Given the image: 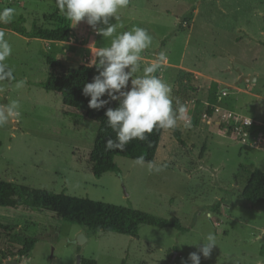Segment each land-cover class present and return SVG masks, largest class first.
<instances>
[{"label":"rangeland","instance_id":"obj_1","mask_svg":"<svg viewBox=\"0 0 264 264\" xmlns=\"http://www.w3.org/2000/svg\"><path fill=\"white\" fill-rule=\"evenodd\" d=\"M5 7L15 10L7 24L22 18L28 32L33 26L67 25L74 35L59 44L0 28L12 47L7 63L16 78L0 82V106L17 100L21 111L18 122L0 127V181L176 218L188 231L141 226L137 238L93 234L53 213L0 207V225L16 227L10 233L0 230V264L8 258L17 264H76L80 234L86 239L81 259L96 264H190L189 253L198 252L199 240L209 233L217 243L200 264H264V206H250L238 196L252 171L264 173V151L252 136H227L220 117L207 114L208 108L220 107L264 124V0H128L119 19H110L118 33L133 27L148 31L152 43L141 53L133 78L162 54L157 77L171 86V96L190 98L184 106L191 124L178 121L175 129L163 130L153 161L162 170L116 157L120 174L100 178L93 176L88 159L97 124L72 113L40 84L51 72L47 55L73 69L90 62L91 51L109 46L111 38L90 26L77 34L85 21L72 26L56 0H0V9ZM97 74L94 67L93 77ZM246 77L255 82H244ZM21 80L26 83L17 87ZM29 238L38 242L18 258Z\"/></svg>","mask_w":264,"mask_h":264},{"label":"trees","instance_id":"obj_2","mask_svg":"<svg viewBox=\"0 0 264 264\" xmlns=\"http://www.w3.org/2000/svg\"><path fill=\"white\" fill-rule=\"evenodd\" d=\"M23 19L17 22L0 25V28H9L12 32L28 38L38 39L47 42L63 44L73 37V32L69 26L48 30L33 26L31 31H26L22 27ZM89 28L86 22H82L77 30V34H85ZM46 64L51 69L50 75L40 84L46 91L61 97L64 107L72 113L82 114L86 119L97 124V131L93 142L92 151L88 159L92 164V173L95 178H100L103 174L111 172L120 174L115 164L116 157L126 158L137 162V157L143 156L144 164L153 163L158 149L161 135L164 129H154L148 134V139L132 140L123 151L107 150L106 140L116 138V133L108 126L105 111L107 108H115L116 103H109L100 110L90 109L88 100L82 94L85 83L93 79L94 65L89 62H81L76 68H65L51 55L46 56ZM11 83L14 81H3ZM173 107L178 108L179 104L185 105L190 98L177 93L172 94ZM179 101V104H177ZM214 114V107L207 110L210 117ZM225 134L234 137L236 132L233 128H225ZM179 145H184L178 131L173 132ZM239 198L246 201L250 206H264V173L254 170L250 173V179L243 192L239 193ZM0 207L12 209H25L36 213H53L56 217L68 224L76 225L86 229L93 234L98 232L115 233L122 236L137 238L141 226H149L157 229H173L178 232H187L176 218L164 219L143 211L117 207L100 202L91 201L87 198L79 199L65 195L64 193H51L46 190L32 189L12 182L0 181ZM14 226L0 225V230L10 233ZM37 238L24 239L22 248L18 252V258L27 256ZM81 264H96L94 260L82 259Z\"/></svg>","mask_w":264,"mask_h":264},{"label":"clouds","instance_id":"obj_3","mask_svg":"<svg viewBox=\"0 0 264 264\" xmlns=\"http://www.w3.org/2000/svg\"><path fill=\"white\" fill-rule=\"evenodd\" d=\"M127 4L128 0H56L58 9L72 22V26L85 21L98 35L111 38L109 46L95 47L91 51L93 59L89 63L96 67L98 74L82 88V94L90 97V109L100 110L112 101L117 102L115 108H107L105 111L108 126L116 133L115 140H106L105 147L109 151H123L134 139L147 140L148 134L154 129H175L178 121L183 122L184 127H190L191 124L183 104L177 101L179 107H173L171 86L154 75L160 67L162 54L143 69V75L133 78L140 70L141 53L151 45L152 37L141 27L118 33L117 24L110 23V19H119L118 11ZM14 12L10 7L0 9V24L9 23ZM11 53L12 47L6 34L0 30V82L16 79L13 69L7 63ZM25 83L21 80L16 86L22 87ZM20 117L19 101L13 100L0 106V127L10 120L18 122ZM144 162L143 156L137 157L138 164ZM163 167L149 163L150 171L158 172ZM197 242L190 245L195 246ZM199 242L198 252L188 255L190 264H200L201 256L209 257L217 243L212 233Z\"/></svg>","mask_w":264,"mask_h":264},{"label":"built area","instance_id":"obj_4","mask_svg":"<svg viewBox=\"0 0 264 264\" xmlns=\"http://www.w3.org/2000/svg\"><path fill=\"white\" fill-rule=\"evenodd\" d=\"M224 95V94H223ZM214 113L220 117L219 124L226 128H233L236 135L246 138L254 137L255 147L264 151V125L256 123L248 117L237 113L224 111L220 107H214ZM253 133V135H252Z\"/></svg>","mask_w":264,"mask_h":264},{"label":"water","instance_id":"obj_5","mask_svg":"<svg viewBox=\"0 0 264 264\" xmlns=\"http://www.w3.org/2000/svg\"><path fill=\"white\" fill-rule=\"evenodd\" d=\"M158 72H159V68L158 70L154 73V75H158ZM244 82H255V78H244ZM86 242V239L85 237L80 234L78 237H77V242H76V264H81V255H80V251H81V247L83 246V244ZM5 264H17L16 261H13V262H6Z\"/></svg>","mask_w":264,"mask_h":264},{"label":"crops","instance_id":"obj_6","mask_svg":"<svg viewBox=\"0 0 264 264\" xmlns=\"http://www.w3.org/2000/svg\"><path fill=\"white\" fill-rule=\"evenodd\" d=\"M36 40H38V39H36ZM40 41H42V40H40ZM43 42H47V41H43ZM214 115H215L216 118L219 120V118H218L219 116H218L217 114H215V113H214ZM259 124H261V123H259ZM263 125H264V124H263ZM15 229H16V227H15ZM8 260H9V258H8ZM8 260H5V259H4L2 262H4V264H5L6 262H8ZM21 264H23V263H21Z\"/></svg>","mask_w":264,"mask_h":264}]
</instances>
